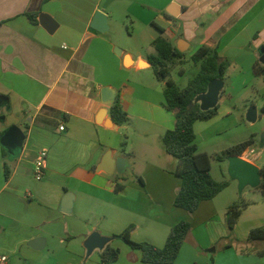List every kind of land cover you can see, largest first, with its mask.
I'll return each instance as SVG.
<instances>
[{"label":"crops","instance_id":"0c3cea01","mask_svg":"<svg viewBox=\"0 0 264 264\" xmlns=\"http://www.w3.org/2000/svg\"><path fill=\"white\" fill-rule=\"evenodd\" d=\"M118 5L133 24L131 37L140 42L123 47L120 55L117 37L110 34L114 21L122 23ZM100 10L108 19L104 33L92 27ZM27 13H38V22ZM160 36L183 56L208 46L229 62L218 102L223 106L213 118L195 123L197 133L223 116L228 85L264 92V0H0V254L22 253L26 262L40 264H105L100 252L110 245L121 254L109 264H146L124 240L112 245L132 225L133 240L165 246L176 224L172 203L182 181L172 173L178 159L159 146L176 121L165 105L166 84L148 61ZM114 94L129 114L123 125L111 117ZM260 117L258 106L247 109L248 121ZM13 126L15 139L5 142ZM41 150L48 158L38 181L34 163ZM250 151L240 157L261 169V156L249 157ZM107 153L125 158L130 167L123 173L100 170ZM214 199L192 213L174 206L184 219L204 209L201 222L212 225L204 227V241L190 233L173 264H264V255L245 244L250 231L264 225V216L242 222V214L230 233L231 205L221 215ZM141 223L148 232L143 236ZM94 233L112 239L89 252ZM37 238L38 248L31 246ZM255 245L264 248L262 242Z\"/></svg>","mask_w":264,"mask_h":264},{"label":"trees","instance_id":"16d2710c","mask_svg":"<svg viewBox=\"0 0 264 264\" xmlns=\"http://www.w3.org/2000/svg\"><path fill=\"white\" fill-rule=\"evenodd\" d=\"M26 15L32 23L38 22V13H27ZM153 45L156 53L150 55L148 61L152 65L156 77L166 84L164 89L165 105L175 114L176 119L175 127L168 130L163 137L166 152L178 159V166L174 173L182 181L174 205L192 213L199 208L203 201L214 199L229 186L228 182H219L212 176L211 156L206 152L199 151L194 129L198 120H209L216 116L219 104L209 110H202L200 103H196L193 108H190L197 96L207 92L208 85L212 80L225 79L229 62L219 56L217 49L208 46L200 47L191 57L193 63L199 65V71L189 80L186 87L180 88L170 75L173 66L183 57V54L170 41L161 36L154 40ZM255 73L260 75L261 70L256 68ZM111 117L117 125H123L128 121L129 114L124 109L119 95L111 106ZM253 143L254 139L250 138L227 149L224 154L228 158L235 155L240 156ZM125 145L126 141L122 143V149ZM260 170L261 183L253 189L259 190L264 197V166ZM10 173V170L6 169V178L10 177ZM138 181L144 185L141 178ZM119 189L121 186H118L117 190ZM247 205L248 203L242 201L233 203L229 207L227 224L230 233L233 232ZM134 229L135 226L132 225L116 237L124 240L133 250L140 251L143 263L173 264L190 235L192 226L186 220L173 226L163 248L149 242L134 241L131 238ZM259 242L264 243V225L250 231L249 239L245 243L246 250L251 249L263 256L264 248L258 250L255 245ZM120 254L119 248L109 245L100 252L101 261L105 264L113 263L119 259Z\"/></svg>","mask_w":264,"mask_h":264},{"label":"rangeland","instance_id":"374dc122","mask_svg":"<svg viewBox=\"0 0 264 264\" xmlns=\"http://www.w3.org/2000/svg\"><path fill=\"white\" fill-rule=\"evenodd\" d=\"M117 12L122 19V23L120 21H114V25L110 33L117 37L118 42L116 47L123 49V47L127 46H139V39L136 36L131 37L130 35H135L133 34V24L131 23V21H126L125 19H123L126 15L124 9L120 5H118ZM183 67L185 68V71ZM198 71L199 68L193 63L192 59L190 58V53H188L183 56V60L179 59L176 62V64L173 66V69L171 70L170 77L175 81L178 87L184 88L188 84L189 80L192 79ZM150 76L151 75L147 76V82H149V79L152 78ZM228 77L229 76L227 74L225 76V79H228ZM160 84H163V82ZM254 92L256 93V91H252L251 88L246 90L239 88L238 86L236 88H232L231 85H228V88L225 91V95H227L225 96L227 98V104H225L223 107V116L219 117L221 119L211 123L205 130L198 127V133L196 131L195 133L196 137H198L197 144L199 147V151L207 152L211 156L212 176L219 182H228L230 184V186H228L224 191H222L218 196L215 197L213 202L217 210L222 215L224 212H227L228 205L244 201L245 203H248V205L243 209V216L241 220L242 222L253 221L255 223L264 216V199L261 196V192L254 190L250 185H247L242 189L240 188L239 181L237 179H234L229 172L228 157L224 154L227 149L236 146L250 138H253L254 143L251 145L249 157L256 158L259 155L261 156V159L258 160V163L262 165L264 163V115L262 113L264 97L261 95L264 94V92H259L260 96L254 94ZM219 105L223 106L221 101ZM251 106H258L261 115V117L253 123L246 119L247 109H249ZM5 123L6 122H4L3 125L4 127H6ZM159 146L160 148H163L164 144L161 142ZM172 173H174V171ZM149 175L150 174L148 173L145 176ZM133 176L136 177V174H134ZM172 206L174 210H176L174 207V203H172ZM174 210H172L171 215L172 221L176 224H178L182 220L190 222L192 226V235H196L199 241H204V227L206 226V224L208 226L212 225L211 222H205L202 224L201 221L204 219V209H201V211H199V213H197V215H195L193 218L186 219L181 217L182 213L180 211L175 212ZM166 211L168 212V208ZM144 224H140V229L138 231L141 236L148 234V232H145L146 228L144 227ZM151 234H155V230L153 232H150V235ZM114 238L116 239L112 240L113 246L118 245L119 247L121 244H125L121 238ZM127 248L129 251H131L130 247ZM213 248L214 247H207L209 251H213ZM24 257L25 256L22 253H17L13 258L9 257L10 264L41 263V260L39 262H26L24 260Z\"/></svg>","mask_w":264,"mask_h":264},{"label":"water","instance_id":"95a60500","mask_svg":"<svg viewBox=\"0 0 264 264\" xmlns=\"http://www.w3.org/2000/svg\"><path fill=\"white\" fill-rule=\"evenodd\" d=\"M107 16L104 10H100L95 14L94 20L92 22V27L99 32L104 33L107 30ZM115 52L120 55L122 53V49L116 48ZM130 57L128 55L125 56V62L128 64V59ZM225 85V81L223 79H214L208 85V90L206 93L197 96L194 102L191 104L190 108H193L196 103L201 104L202 110H209L210 108H214L218 105L220 94L223 91ZM116 94H114V98L112 101L115 102ZM252 113L256 117V109L253 108ZM252 118V116H250ZM16 132V127L13 128L6 134L4 140L5 142H9L14 140L15 136L13 135ZM229 161V172L234 179H237L240 183V188H244L247 185H250L252 188H256L261 183L262 175L261 170L255 164L243 159L240 156H231L228 158ZM130 165L128 161L119 157L117 159H113L111 153H107L103 159V163L100 170H104L109 174H112L115 169L119 173H123L129 168ZM112 238L101 237L98 233L92 234L87 240V245L89 248V252H91L96 247L103 249L105 244L109 242ZM40 243H42L41 238H37L31 242V246L36 248L40 247ZM214 250V248H213Z\"/></svg>","mask_w":264,"mask_h":264},{"label":"built area","instance_id":"2783aa9c","mask_svg":"<svg viewBox=\"0 0 264 264\" xmlns=\"http://www.w3.org/2000/svg\"><path fill=\"white\" fill-rule=\"evenodd\" d=\"M61 130H64L65 127L61 126ZM48 158L47 150H41L38 153V156L34 163L35 178L38 181H41L46 175V162ZM0 264H10V259L6 254H0Z\"/></svg>","mask_w":264,"mask_h":264},{"label":"bare ground","instance_id":"6f19581e","mask_svg":"<svg viewBox=\"0 0 264 264\" xmlns=\"http://www.w3.org/2000/svg\"><path fill=\"white\" fill-rule=\"evenodd\" d=\"M128 61L130 62V58L128 59Z\"/></svg>","mask_w":264,"mask_h":264}]
</instances>
